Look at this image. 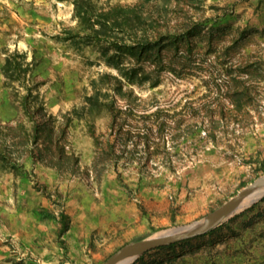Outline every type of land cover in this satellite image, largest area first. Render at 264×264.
<instances>
[{"label":"rangeland","instance_id":"rangeland-1","mask_svg":"<svg viewBox=\"0 0 264 264\" xmlns=\"http://www.w3.org/2000/svg\"><path fill=\"white\" fill-rule=\"evenodd\" d=\"M264 176V0H0V264H105ZM132 264H264V197Z\"/></svg>","mask_w":264,"mask_h":264},{"label":"water","instance_id":"water-1","mask_svg":"<svg viewBox=\"0 0 264 264\" xmlns=\"http://www.w3.org/2000/svg\"><path fill=\"white\" fill-rule=\"evenodd\" d=\"M264 197V176L245 188L207 218L190 226L163 231L151 238L132 242L118 250L105 264H132L140 257L157 249L205 236L238 213L244 203L253 198L252 204Z\"/></svg>","mask_w":264,"mask_h":264},{"label":"bare ground","instance_id":"bare-ground-1","mask_svg":"<svg viewBox=\"0 0 264 264\" xmlns=\"http://www.w3.org/2000/svg\"><path fill=\"white\" fill-rule=\"evenodd\" d=\"M253 198L248 199L242 207H245L247 205H250L252 203Z\"/></svg>","mask_w":264,"mask_h":264},{"label":"trees","instance_id":"trees-1","mask_svg":"<svg viewBox=\"0 0 264 264\" xmlns=\"http://www.w3.org/2000/svg\"><path fill=\"white\" fill-rule=\"evenodd\" d=\"M214 231V230H213ZM213 231H211L210 233H212ZM209 234V233H208ZM142 257H144V256H142Z\"/></svg>","mask_w":264,"mask_h":264}]
</instances>
